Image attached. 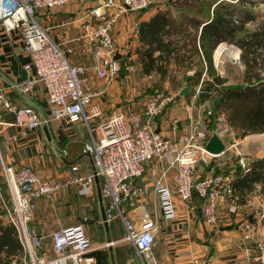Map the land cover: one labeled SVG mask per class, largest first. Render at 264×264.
<instances>
[{
    "label": "built area",
    "instance_id": "obj_1",
    "mask_svg": "<svg viewBox=\"0 0 264 264\" xmlns=\"http://www.w3.org/2000/svg\"><path fill=\"white\" fill-rule=\"evenodd\" d=\"M69 1L0 0V24L6 31L20 33L28 57L23 65L26 78L14 87L21 94H29L40 84L48 106L47 115L39 116L33 107L13 103L0 90V134L6 126L27 132L51 120L67 119L85 125L91 136L83 146L91 161L90 170L83 172L74 162L69 166L73 174L61 179L43 175L30 165L7 163L0 156V177L8 194L1 200L2 217L5 223L14 226L22 247L20 256L0 264H91L93 258L87 253L92 242L85 226L86 218L84 222L52 228L46 233H40L30 223L38 200L43 199L53 208L59 195L69 187H76L81 196L90 195L97 179H100L99 195L106 220H120L124 234L119 241L135 247L139 264H173L155 253L156 223L146 206L148 200L156 197L166 219L178 218L180 201L181 221L185 225L197 216L206 226L223 227L222 219L231 225V215L236 211L233 187L236 164L225 172L222 171L225 162H217L216 158L227 153L240 154L231 153L236 137L228 129L224 114H216L213 106L201 101L200 85L188 98L181 97L178 90L156 89L142 98L138 112H107L96 100L98 92L80 76L86 67L70 61L72 48H63L55 42L37 19L39 13L62 7ZM154 1L106 0L80 23L75 40L83 43L91 55L92 71L106 84L117 79L122 71L127 82L125 78L136 68L133 63L122 61L124 57L114 58L116 53L123 56L114 36L118 18L126 11L144 9ZM229 47L239 55L236 46ZM180 99L187 106L185 118L170 114V108ZM7 113L13 115L11 121L5 119ZM212 134L225 145L219 155L204 149ZM66 154L63 149L62 155ZM243 159L240 157L239 163L245 169ZM203 164L210 169L201 175L199 169ZM227 201L230 205L226 214H221L219 207ZM252 226L248 220L237 225L243 231L241 242L247 251L251 248L248 243L253 237ZM252 243L254 256L245 259L246 264H264V239Z\"/></svg>",
    "mask_w": 264,
    "mask_h": 264
},
{
    "label": "crops",
    "instance_id": "obj_2",
    "mask_svg": "<svg viewBox=\"0 0 264 264\" xmlns=\"http://www.w3.org/2000/svg\"><path fill=\"white\" fill-rule=\"evenodd\" d=\"M103 1L106 0H70L62 7L39 13L37 19L55 42L63 48H72L73 51L69 54L70 61L86 67L80 76L98 92L96 100L107 112L118 110L128 114L131 111L138 112L141 99L138 102L135 101L138 98L133 100L135 90L131 85L133 81L125 79L128 83L124 82V75H120L106 84L96 77L92 71L90 53L86 52L80 40H75L79 35L80 23L88 19L90 11L101 5ZM157 7L160 5L146 10L126 11L120 15L115 26L114 36L123 50L121 57L133 63L136 68H138L136 51L139 47L137 25L140 21L147 20ZM110 10L114 9L110 8ZM27 61L28 57L23 50L20 33L15 30L6 31L0 24V90L9 95L13 103L19 106H31L39 116H46L48 106L40 84H37L29 94H21L14 87L23 80L21 71ZM170 112L171 115L180 118H185L187 114V111L177 114L174 106L170 108ZM5 119L11 121L13 115L7 113ZM90 140L91 136L85 125L73 124L67 119L51 120L37 130L27 132L16 126H6L0 134V156L7 163L30 165L43 175L61 179L73 174L69 166L74 162L79 164L81 171L90 170V158L83 152L84 144ZM63 149L67 151L66 155H62ZM262 156L264 154L254 158ZM99 186L100 179H97L92 193L87 196L79 195L76 187H69L59 195L53 208L43 199L38 200L30 225L40 233H46L52 228L75 224V220L79 218L80 205L77 206L79 204L77 201H82L81 204L88 209L87 213H83L82 220L86 218L88 223L96 228L99 227L103 233L102 240H94L92 237L94 230L86 226L92 242V248L87 253L93 258L91 264H139L140 260L133 245L131 249L118 245L122 244L119 241L121 229L124 234L120 220L115 219L108 222L107 226L104 225L102 221L104 206L99 195ZM257 193L256 191L250 193L244 204L237 203L235 194L236 211L233 215V225L223 220V227L217 228L201 224L198 216L195 221L185 225L181 221L183 210L180 201L177 202L178 218L166 219L156 197H151L146 206L156 223L155 253L159 258L170 259L173 264H246L245 259L254 256L252 242L264 239V195ZM229 205L228 201L223 202L219 210L222 211ZM96 206L99 211L97 215H95ZM197 213L201 216L200 211ZM249 215L252 221L249 220ZM244 220H248L253 225L251 233L253 237L248 243V246H251L249 251L242 246V229L235 228ZM3 222L5 223L4 218ZM109 241L113 242L110 246L100 247V244Z\"/></svg>",
    "mask_w": 264,
    "mask_h": 264
},
{
    "label": "trees",
    "instance_id": "obj_3",
    "mask_svg": "<svg viewBox=\"0 0 264 264\" xmlns=\"http://www.w3.org/2000/svg\"><path fill=\"white\" fill-rule=\"evenodd\" d=\"M260 3L264 0H166L137 25L140 75L168 79L173 86L182 75L189 88L201 85L214 96L215 113H223L239 136L264 133V19L257 22L254 9ZM223 43L240 50L243 70L236 83L226 84L214 67L213 53ZM245 169L238 162L233 173L239 204L253 191L264 195V156L252 158ZM7 197L0 177V263L22 254L16 229L3 222L1 200Z\"/></svg>",
    "mask_w": 264,
    "mask_h": 264
},
{
    "label": "rangeland",
    "instance_id": "obj_4",
    "mask_svg": "<svg viewBox=\"0 0 264 264\" xmlns=\"http://www.w3.org/2000/svg\"><path fill=\"white\" fill-rule=\"evenodd\" d=\"M164 2H166V0H155L154 2L151 3L150 7L156 6V5H162V4H164ZM147 8H149V7H147ZM254 9H255V11H257V15H258L256 21L258 22L261 19H264V3H260L259 5L255 6ZM255 23L256 22L249 24L250 27H253L255 25ZM229 45H233V44H227V43L220 44L217 46V48L220 47V49L216 52V50H217V48H216L214 53H213L214 67L220 75H222L223 77H226V79H227L226 84L236 83L240 79V76H241V73L243 70V65L240 61V55H238V53L235 49H233L232 47H229ZM220 51H221V53H219ZM239 54H240V50H239ZM191 73H192V71L188 72V74H191ZM125 79L133 81V84H131L135 88V90L133 92L134 93L133 94V100L138 98L135 100L136 102H138V100L141 99L139 101L140 103L142 102V98H144L146 95H149L151 92H153L156 89H158V90L165 89L169 92H175L177 90L176 86H178L180 84L187 86L186 82L182 78V75H179L177 78V79H179L180 83H176L177 85L174 84V86H173L170 83V81H168V79L161 81L158 76H142V75H140L137 68L135 69V71L131 75H129ZM198 86L199 85H197L195 87H190L191 92L185 98H188L191 95H193L195 92V89ZM200 88H201V85H200ZM180 89L178 91H180ZM201 91H206V90L201 88ZM201 101L208 102L211 106H213L214 96L211 95V96H208V97L203 98V99L201 98ZM174 110H175V112H177V114L179 112H181V113L186 112L187 111L186 103L185 102L183 103V101L181 99L178 100L176 105H174ZM228 129L230 131H232L234 133V135H236V134L238 135V133L236 131H234L231 127H229V125H228ZM233 151L234 152L238 151L240 154H237L235 156V154L227 153L223 156L216 158L217 162H225V165L223 164V166H222V171L226 172L229 169H231V166L233 164H238L239 158L242 156L244 158H251L252 159L254 157H257L258 155L264 154V133L247 134L244 137L238 136V138H236V145H235V147H233L231 149V153H233ZM208 170L209 169H206V167H204V164H203V165H201L199 172L201 175L202 174L204 175L205 172H209ZM77 202L79 203V204H77V206L80 205L78 208L79 209V218H77L75 220V224L80 223V222H84L85 220L84 219L82 220L83 213H87V211H88V209H86L85 206H83L81 204L82 201L81 202L77 201ZM97 208H98V206H96V208H95V215L99 214L98 213L99 211ZM227 208L228 207H226L224 210L220 211L221 214L222 213L226 214ZM234 214H235V212L232 213V215H231L232 219H233ZM221 222H223V219L221 220ZM232 225H233V223H232ZM237 225L235 228H237ZM85 226H87V227L90 226V229L92 231L94 230L95 233L91 232L94 240H102L103 239V237H102L103 233L99 227L96 228L94 225H91L90 222L88 223V221L85 222ZM99 236L101 239L98 238ZM122 236H123V230L121 229L120 240L122 239ZM120 242L122 244L119 243L118 245H122V247H125L126 249L127 248L131 249V247H132L131 243H128L125 241H120Z\"/></svg>",
    "mask_w": 264,
    "mask_h": 264
},
{
    "label": "water",
    "instance_id": "obj_5",
    "mask_svg": "<svg viewBox=\"0 0 264 264\" xmlns=\"http://www.w3.org/2000/svg\"><path fill=\"white\" fill-rule=\"evenodd\" d=\"M116 1L120 2L121 0H116ZM120 57H121V54L116 53V55H115L114 58L115 59H119ZM21 73H22L23 79H25V77H26V71L23 69L21 71ZM190 92H191L190 88L188 86H184V87H182L180 89L179 95L181 97H184L185 98V97H187L190 94ZM210 95H211V93L210 92H207V91H200L199 92V97L200 98H206V97H208ZM157 131H158V129H157ZM238 136L239 135H237V134L235 135L236 138H238ZM204 149L207 152L211 153V154L219 155V154H221L224 151L225 145L222 142V140L216 134H212L210 136V138L208 139L207 143L205 144ZM250 161L251 160L249 158H244L243 159V164L244 165H249L250 164ZM249 220L252 221L251 215H249ZM102 221H103L104 225L107 226L108 222L106 220L105 211L103 209H102Z\"/></svg>",
    "mask_w": 264,
    "mask_h": 264
},
{
    "label": "bare ground",
    "instance_id": "obj_6",
    "mask_svg": "<svg viewBox=\"0 0 264 264\" xmlns=\"http://www.w3.org/2000/svg\"><path fill=\"white\" fill-rule=\"evenodd\" d=\"M219 53H221V51H220ZM235 54H236V53H235Z\"/></svg>",
    "mask_w": 264,
    "mask_h": 264
}]
</instances>
